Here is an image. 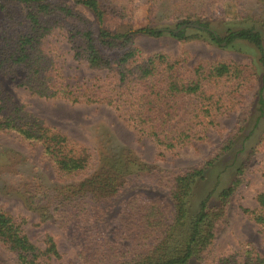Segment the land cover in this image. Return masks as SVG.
<instances>
[{
  "label": "trees",
  "instance_id": "1",
  "mask_svg": "<svg viewBox=\"0 0 264 264\" xmlns=\"http://www.w3.org/2000/svg\"><path fill=\"white\" fill-rule=\"evenodd\" d=\"M74 1L89 9L96 20L60 0H0V74L23 72L17 84L39 97L110 106L137 132L164 149L205 139L206 129L224 109L228 89L238 86L241 71L225 60L199 61L188 67L184 58L162 52L142 56L135 44L136 34L158 37L167 31L184 41L203 31L217 44L248 41L258 51L264 80L263 40L252 28L232 29L219 36L207 22L195 20L198 32L186 36L184 28L178 27L190 23L194 15L176 12L170 18L182 20L175 30L147 25L133 30L130 1ZM156 6L150 7L151 18ZM104 14L127 20L126 30L106 27ZM56 26L65 28L75 56L90 68L107 70L104 77L80 85L65 81L44 44ZM258 102L262 104L261 97ZM246 117L195 164L165 169L143 163L130 149L94 157L85 146L12 100L0 86V132L40 144L60 177L83 174L92 167L74 181L45 185L30 177L23 182L26 205L42 221H52L70 240L76 264H264V252L249 242L221 255L213 250L250 158L240 162L234 178L217 192L216 204L210 202L211 193L195 206L190 204L195 183L231 149ZM137 186L158 190L170 204L143 196L123 200L124 193ZM256 202L253 209H240L258 225L264 247V190L257 193ZM21 225L0 208V244L12 253L15 264H48L49 257H58L51 235L45 236L40 248Z\"/></svg>",
  "mask_w": 264,
  "mask_h": 264
},
{
  "label": "rangeland",
  "instance_id": "2",
  "mask_svg": "<svg viewBox=\"0 0 264 264\" xmlns=\"http://www.w3.org/2000/svg\"><path fill=\"white\" fill-rule=\"evenodd\" d=\"M84 14L89 20H96L94 14L74 0H60ZM117 3L130 1L132 17L131 28L144 26L175 30L182 19L172 20L176 12H189L195 20L207 22L209 28L219 36L228 30L249 27L258 31L264 47V0H114ZM157 3L151 18L150 7ZM240 14L241 17H240ZM2 12L0 11V24ZM151 20V22H150ZM127 20L104 14V24L113 31L126 30ZM96 26L98 23L96 21ZM187 24V23H186ZM62 25V24H60ZM63 26V25H62ZM193 26L184 27L186 36L198 32ZM195 39L181 41L167 31L158 37L136 34L135 44L142 56L162 52L185 59L188 67L199 61H231L241 71L238 86L228 89L224 109L215 118V124L205 131V139L174 149H164L141 135L132 125L118 116L110 106L70 102L62 98H43L17 84L23 72L0 74V86L15 102L44 119L48 124L64 132L69 138L85 146L94 157L103 154H118L122 149H130L143 163L165 169L182 168L198 162L209 150L218 144L246 115L243 130L234 138L233 145L216 162L215 167L205 172L194 187L190 204L195 206L201 198L211 193L210 202L217 203V192L226 187L234 178L235 169L240 162L250 158L244 170V182L230 200L225 223L220 227L214 245V254L221 255L228 250H237L242 243L249 242L260 252H264L259 227L240 207L253 209L257 206L256 195L264 190V140L257 151L254 146L264 138V80L263 68L258 63L256 47L245 40H233L228 45L214 43L203 31ZM72 40L65 28L56 26L45 37V48L53 56L61 75L69 84L89 83L96 77H104L105 69L87 66L85 60L74 55ZM182 51L186 54L182 55ZM224 88L227 87L223 86ZM262 98V104L258 98ZM90 169L76 176L60 177L37 143L21 140L12 132H0V208L21 221V226L32 243L44 247V238L51 235L55 241L58 257L48 258V264H76L75 250L70 240L49 220L42 221L37 212L26 205L22 195L27 178L34 177L45 185L74 181L86 175ZM134 196L157 198L165 205L169 199L158 190L137 186L124 193L123 200ZM119 206L114 211L116 216ZM114 228V226H112ZM0 264H15L13 255L0 244Z\"/></svg>",
  "mask_w": 264,
  "mask_h": 264
},
{
  "label": "water",
  "instance_id": "3",
  "mask_svg": "<svg viewBox=\"0 0 264 264\" xmlns=\"http://www.w3.org/2000/svg\"><path fill=\"white\" fill-rule=\"evenodd\" d=\"M187 26H193V27H198L199 25L198 24H182L178 27V29H181V28H184V27H187Z\"/></svg>",
  "mask_w": 264,
  "mask_h": 264
}]
</instances>
